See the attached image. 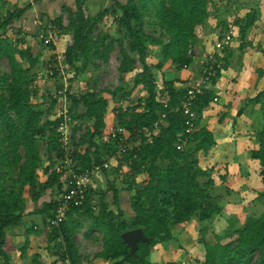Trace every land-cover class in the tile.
I'll use <instances>...</instances> for the list:
<instances>
[{"label": "trees", "instance_id": "1", "mask_svg": "<svg viewBox=\"0 0 264 264\" xmlns=\"http://www.w3.org/2000/svg\"><path fill=\"white\" fill-rule=\"evenodd\" d=\"M41 1L34 0L23 9L0 15V59L8 60L11 67L9 75H0V256L10 264L9 231L22 226L29 206L36 205L48 194L51 198L44 201L43 207L29 213L40 214L44 227L30 232L38 236L46 233V242L53 244L52 250L63 264H84L74 238L73 218L76 214L87 216L91 229L103 234V250L97 258L105 264H158L149 260L152 247L161 242L174 245L173 231L176 227L193 221L196 222L204 250L199 264H264V213L248 216L237 228H224L218 218L225 209L224 196H214L213 181L201 184L198 179L208 175L197 167L198 156L208 153L216 144L214 132L199 125L198 114L208 110L217 97L206 89L207 86L203 87L191 103V111L196 117L192 121V131L187 133L188 117L181 102L187 97L191 85L177 89V80L165 83L169 95V100L165 102L167 109L156 92L154 69L162 71L164 63L177 65L182 70L192 65L196 30L207 27L212 15L210 0H110V7L93 17L85 16L83 0H76V11L68 10L69 24L66 26L59 18L53 23L57 31L43 34V44L46 38L52 37L48 45L52 50H55V38L59 39L67 33L72 36V44L64 49L66 70L68 74L72 72L68 81L71 85L81 74L88 73L91 66L96 67L98 60L109 61L115 42L110 28H116V33L123 34L127 39L129 47L127 51L120 46L121 77L132 75L137 65H141L136 85H143L147 91L135 106L126 110L121 104L118 107L119 124L114 128L127 131V143H119L118 139H109L107 135V97L96 92L95 87L79 95H73L69 88L73 144L77 133L86 128L77 143L85 150L74 154L76 169L85 171L115 156L118 164L116 173L124 174L126 191L132 193L130 207L133 214L129 218L126 216L116 189H113L114 204L118 212L109 208L102 197L97 206L93 205L96 193L89 186L84 205L69 210L67 219L59 226H49L48 220L54 217L56 211V197L63 193L60 175L53 170L65 154L57 132L62 118L58 112L51 118L48 111L35 103L37 91L32 86L38 73L55 61L56 53L47 61H41L40 57H34L30 47H24V40L20 37H15L17 45L7 37L14 23L32 8V4ZM255 11L256 8L243 18L221 21L219 25H224L225 30L216 42L223 38L230 23L236 35L239 31V35L245 37L255 24ZM109 17L113 18L112 25L106 22ZM146 18L149 19L148 25ZM146 26L154 33H147ZM153 46L161 47L159 61L151 60L157 56L151 51ZM229 47L216 52L214 44L210 52L215 55L213 66L216 71L211 84L220 78L223 61L229 60L222 56ZM131 54L137 55L138 59ZM209 54L204 68L211 65ZM24 61L29 62V67L23 65ZM46 78L54 79L51 76ZM119 92L121 89L113 92L112 96L118 97ZM250 102L262 106L263 126L256 131V146L249 154L258 163L259 176L264 184V92ZM56 103L58 100L55 99L52 108ZM79 107L84 111L74 112ZM165 112L167 117L160 123ZM156 123H160L159 132L150 141L144 129L152 130ZM102 153L107 158H102ZM162 163L164 166L160 165ZM123 167L126 168L125 173H122ZM107 171L103 172L108 174ZM137 177H142L141 183ZM140 185L142 188H139ZM263 200L264 193H260L256 201ZM211 224H216L218 231L212 230ZM139 228L149 243L139 242L137 250L131 252L122 234ZM209 232L213 241L206 238ZM30 264H42L40 257H35ZM163 264L181 263L169 261Z\"/></svg>", "mask_w": 264, "mask_h": 264}, {"label": "rangeland", "instance_id": "2", "mask_svg": "<svg viewBox=\"0 0 264 264\" xmlns=\"http://www.w3.org/2000/svg\"><path fill=\"white\" fill-rule=\"evenodd\" d=\"M34 0H3L0 5V15H6L8 11L23 9ZM126 2L127 0H121ZM221 2L224 14L230 13L233 6L236 7V0H210L212 14L217 6L215 2ZM244 4L245 8L241 17H246L256 8V21L250 28L245 37L237 35L231 47L222 54L229 60L223 61L221 66V76L217 82L209 83L206 89L214 93L218 99L212 101L210 108L202 114H198L199 125L207 127L214 132L216 144L206 154H200L197 158V167L206 171L208 175L199 177L201 184L213 181L215 190L214 196L223 195L225 209L219 218L224 228L241 226L245 219L250 215L264 213V200L256 201L260 193H264V184L258 172V163L250 157V150L255 144L256 131L263 126V115L261 104L251 103L259 93L264 92V0H238ZM83 11L85 16L93 17L99 11L110 7V0H83ZM76 11V0H42L32 4L21 19L14 23L8 31L7 37L14 45L18 43L15 37L24 40V47H30L34 57L40 60H48L58 50H64L72 40L70 34H65L59 39H54L55 50L41 42V35L45 32L52 33L57 31L54 22L62 18L64 24H69L68 10ZM226 11V12H225ZM225 18L218 21L215 27L207 26L201 31L196 30L197 42L194 46L193 64L186 70H182L177 65L164 63L162 71L154 69L156 92L162 102L169 100L168 91L165 83L177 80V89H183L194 81L198 80L202 74V69L206 65L207 56L213 51V41H216L224 32L225 26L219 25ZM112 17L106 18V22L112 25ZM149 19L146 18L147 25ZM111 37L114 39V50L110 54L109 61L97 62L96 67L91 66L88 73H83L78 80L68 87L71 93L79 95L95 87L96 92L103 93L109 100V111L107 114L108 129H112L119 124L118 114L121 102L124 107L135 106L142 100L147 91L143 85H136V77L142 71L141 65H137L135 72L125 78L121 77L119 66L121 62L120 46L129 51L128 41L123 34L116 33V28H110ZM147 33H154L152 28L146 26ZM202 35L199 36V35ZM214 34V36H213ZM97 32L95 36H97ZM159 36V33L157 34ZM198 36V37H197ZM205 37L208 39L205 40ZM152 52L157 55L151 58L152 61H159L161 47L153 46ZM54 53V54H53ZM135 59L137 55L131 54ZM160 63V62H159ZM23 65L29 67V62L24 61ZM47 68L38 73L42 77L32 86L37 91L35 103L48 111L51 118L57 112L66 107H72V102L68 96L59 95V91H64L63 79L46 78ZM11 67L6 59H0V75H9ZM43 75V76H42ZM70 76L72 75L69 74ZM70 78V77H69ZM180 81V82H179ZM183 82V83H182ZM63 87V89H62ZM121 89L118 97H113L112 93ZM4 90H1V92ZM57 96V98H54ZM58 100L52 108V102ZM129 108V109H130ZM124 110V108H122ZM82 107L74 112L81 113ZM86 128L82 129L74 142L75 148L83 153L85 148L78 147L77 143L84 134ZM159 132L157 130L155 135ZM107 133V132H106ZM41 143V147L43 148ZM45 150V148H43ZM102 158L107 155L102 153ZM110 168L108 174L102 172L95 175L90 186L95 190L93 205L97 206L99 199L104 198L107 205L112 210L118 212V207L114 204V190L119 192L121 197V208L129 218L133 212L130 207V197L132 193L126 191L124 174H117L118 164L115 156L109 157ZM162 166V164H160ZM126 168H122L125 173ZM138 182H142V177H137ZM139 188H142L140 185ZM50 193V191H48ZM51 198L48 194L36 205H30L28 210L33 213L36 209L43 207L44 201ZM99 207V206H98ZM97 207V208H98ZM75 222V241L82 255L84 264H105L102 263L97 255L103 250V234L100 231L91 229V221L83 214H76L73 218ZM221 223V224H222ZM212 230L218 231L216 224H211ZM21 228L11 229L8 233V251L10 253V264H30L35 257H40L42 264H63L58 260L52 250V245L46 242V233L38 236L30 231H40L43 229V218L40 214L29 216ZM36 227V228H35ZM211 230V231H212ZM198 228L196 222L179 226L173 231L174 245L168 242H161L152 247V254L149 260L154 263L163 264L169 261H176L181 264H199L203 257V245L199 241ZM209 241H213L212 233L206 235ZM0 264H7L0 256Z\"/></svg>", "mask_w": 264, "mask_h": 264}, {"label": "built area", "instance_id": "3", "mask_svg": "<svg viewBox=\"0 0 264 264\" xmlns=\"http://www.w3.org/2000/svg\"><path fill=\"white\" fill-rule=\"evenodd\" d=\"M236 36L235 29L232 23L229 24L228 30L224 33L223 38L218 40L215 43L216 52L223 51L226 47H229ZM41 39H44V36L41 35ZM52 40V37L45 39V43L49 44ZM71 43L69 45L72 44ZM65 53L64 50H58L56 52L55 61L48 65L47 75L56 79L64 80V91H59V95H65L66 90L69 88V74L66 70ZM215 60V55L209 54V61L211 65L204 68L200 78L196 80L188 91L187 97L181 102L182 109L187 119V133H190L193 129L192 121L195 119L196 114L191 111V103L201 93L203 87L209 85L212 79L216 76V71L214 69L213 63ZM57 73V74H56ZM43 76V75H42ZM42 77L39 75L37 80H41ZM57 98V96H54ZM124 110L127 107H124V103L121 102ZM164 108H168V104L164 102ZM168 113H163L162 120L160 123L164 122V119L167 117ZM58 116L62 118V121L59 123L57 132L59 133V142L65 152L63 159L55 165L54 171L60 175V180L63 186V193L56 197L57 206L54 217L48 220L49 226H59L67 219V213L72 208L82 207L87 200V190L91 184V181L95 175L102 173L104 170L110 168L109 161H103L102 164L94 165L93 168L87 169L85 171H78L75 165L74 154L79 153L73 144L72 137V127L73 120L69 113V107L67 106L58 111ZM160 123H156L152 130L144 129L146 131L147 138L151 141L152 136H155V132L158 130ZM78 134V133H77ZM109 139H118L119 143H127V131L123 128H112L108 132ZM79 137V135H77ZM78 141V140H77ZM125 149V148H124ZM123 149V150H124ZM125 151V150H124Z\"/></svg>", "mask_w": 264, "mask_h": 264}, {"label": "crops", "instance_id": "4", "mask_svg": "<svg viewBox=\"0 0 264 264\" xmlns=\"http://www.w3.org/2000/svg\"><path fill=\"white\" fill-rule=\"evenodd\" d=\"M236 7L235 6H233V9H230V13H227L226 15L224 14V8L225 7H223L222 5H221V2H219V1H216L215 2V5H217L214 9H213V11H214V14H212L211 15V17H210V19H209V21H208V26H211V27H215V25H218V21L221 19V18H225L223 21H230L231 19H238V18H243V17H241V15L240 14H242L243 13V11H244V8H245V6H244V4L242 5V4H240L239 3V1L238 0H236ZM226 12V11H225ZM204 29V28H203ZM203 29H198V31L200 32L201 31V34H203ZM199 35V36H201L202 37V35ZM213 36H214V34H213ZM198 37V36H197ZM208 38L207 37H205V40H207ZM216 40H217V38H216ZM216 42V41H215ZM215 42L213 41V43L215 44ZM212 47H214V45L212 46ZM194 62H195V60H194ZM193 62V63H194ZM192 63V64H193ZM195 82V81H194ZM193 82V83H194ZM192 85V84H191ZM218 99V98H217ZM27 213H28V216H27V218L29 217V216H33V215H31V214H29V213H31V212H29V211H27ZM33 213H34V211H33ZM26 218V219H27ZM25 222V221H24ZM19 228H21V227H19Z\"/></svg>", "mask_w": 264, "mask_h": 264}, {"label": "water", "instance_id": "5", "mask_svg": "<svg viewBox=\"0 0 264 264\" xmlns=\"http://www.w3.org/2000/svg\"><path fill=\"white\" fill-rule=\"evenodd\" d=\"M123 241L131 247V252H135L139 242L149 243V239L144 235L141 228L127 231L122 234Z\"/></svg>", "mask_w": 264, "mask_h": 264}]
</instances>
